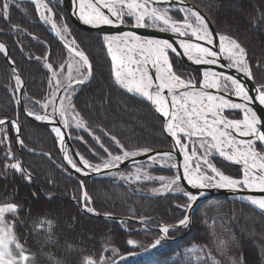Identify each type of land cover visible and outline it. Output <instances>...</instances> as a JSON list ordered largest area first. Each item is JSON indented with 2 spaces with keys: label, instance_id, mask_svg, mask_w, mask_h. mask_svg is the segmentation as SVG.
<instances>
[{
  "label": "trees",
  "instance_id": "16d2710c",
  "mask_svg": "<svg viewBox=\"0 0 264 264\" xmlns=\"http://www.w3.org/2000/svg\"><path fill=\"white\" fill-rule=\"evenodd\" d=\"M186 1L203 11L218 33L236 39L246 49L256 84H264V0ZM8 2L7 20L0 15V41L9 47L10 58L15 60L16 69L26 82V109L42 113L40 105L47 102L51 91L50 73L34 57L43 60V55L51 52L48 62L59 72L58 66L66 64L68 52L39 18L33 4ZM54 4L56 21L68 27L71 38L89 55L94 67V78L73 98L79 116L96 135L102 136L113 155L122 153L100 129L137 151L171 149L168 136L161 133V117L147 102L115 83L102 36L75 26L63 5L56 1ZM172 15L184 20L178 11ZM14 26L19 30L13 31ZM170 58L174 71L177 67L183 71L182 78L192 79L196 84L201 82L200 70L174 55ZM11 73L8 60L0 52V119L18 120L25 144L21 148L15 142L12 128L5 126L10 142L0 145V206L8 203L18 206L17 212L5 213L4 218L29 256L27 264H110L121 256L145 250L161 237L158 228L178 224L186 216L191 202L183 195L159 196L160 193L151 192L162 183L160 177L173 180L176 176L171 167L157 165L150 168L152 179L128 186L114 178L82 179L92 197L89 206L97 213L131 221L118 223L83 211L79 199L81 180L73 177L65 165L50 126L32 121L16 102L18 92L13 91L15 81ZM64 77L65 69L60 78ZM227 115L234 119L241 117L239 112ZM70 133L84 138L86 143L73 139V144L92 164H100L99 157L107 158L87 132L71 127ZM9 151L17 159H6L5 153ZM16 162L31 172V183L11 168H5L6 164ZM212 163L226 175L234 178L241 175L240 167L218 156ZM192 223L191 232L183 238L180 237L186 230H170L169 238L180 239L163 241L144 256L127 257L116 264H264L263 211L228 197H211L199 203ZM129 239L138 246L128 245Z\"/></svg>",
  "mask_w": 264,
  "mask_h": 264
},
{
  "label": "snow or ice",
  "instance_id": "6c2138e0",
  "mask_svg": "<svg viewBox=\"0 0 264 264\" xmlns=\"http://www.w3.org/2000/svg\"><path fill=\"white\" fill-rule=\"evenodd\" d=\"M36 5L39 18L45 23H51L52 31L56 37L63 42V47L71 56V61L67 64V75L62 80L61 73L65 69V64H59L60 72L55 70L54 64L48 62L52 53L47 52L42 57H34L37 62L43 64V68L49 73L48 86L51 89L46 103L40 105L43 110L41 113H36L30 110L25 111L27 117H31L37 122L44 123L50 126V132L54 135L57 145L63 153L62 159L66 161V165L75 173L84 176L92 173L108 174L113 168H118L123 161L129 158H135L139 155H144L149 159H171L173 151L157 152L154 156H150L154 150L144 148L137 151L130 146L121 143L115 135H111L104 129H100L103 136L117 146L122 155H113L103 143L101 135H96L90 125H87L83 118L74 119V124L67 118L69 111L74 112L79 117L76 107L73 104V98L76 92L85 86L92 78H94V67L89 55L79 48L75 39L68 38V29L64 27L60 29L57 24L52 21L53 10L47 3H42V0H32ZM50 2V0H49ZM58 2V0H57ZM147 2V0H146ZM120 9L118 10L113 4L105 3L110 16L105 15L98 8L94 9V14H83L84 5L81 0V16L85 24L89 25H113L123 24V17L134 16L136 27L156 26L162 21L164 27L161 31H171L181 37L179 42L180 48L183 49L182 55L187 56L189 60L195 57L196 64L215 65L218 63V58L221 53H227L226 59L229 63L228 68H235L242 72L247 77H251V67L249 64L248 54L246 49L236 40L225 35H218L210 28L209 23L201 13L194 7H177L182 4L183 0H151L153 4H170L171 7L152 8L149 11L145 4L137 3V0H130L127 3V13L123 11L125 0H119ZM2 8L0 15L6 20L8 18V9L10 4L8 0H0ZM91 7V5H90ZM43 8V11H41ZM175 8L176 11L184 14V22L174 20L168 16V12ZM145 17L151 20V24L144 23ZM194 19L195 23L192 21ZM15 26L13 31H18ZM192 37L203 43L189 42ZM104 44L107 47V52L111 58V76L114 81L127 93L134 94L137 97H142L143 100L149 102L156 113L165 118L162 120L161 133H166L172 138V143L176 146L175 150L183 152V173L178 174L171 184L165 186V191L169 190L172 184H175V191L183 194L190 202H197L200 196L203 195L202 190L209 187L233 189V190H253L264 193V123L262 117L257 115V112L249 107V104L255 99L259 104L264 105V84L256 90L257 95L252 97L248 94V90L240 80L231 75H224L214 71H205L203 73V89H221L233 93L235 96L243 100L242 103H236L222 96L213 95L206 90H197L192 79L184 80L181 78L184 75L183 71L177 67L173 71L174 61L169 60L168 52L177 53V47L174 43L168 40L146 39L136 35L134 32H125L118 35H104L102 37ZM219 40V50H213L212 45L215 40ZM130 42H132L130 44ZM227 42V46L225 44ZM115 45V48L113 47ZM123 45L124 47H121ZM0 52L8 59L9 66L12 69V77L15 81L14 92L22 91L24 82L21 75L15 67V60L8 55V48L5 43L0 42ZM139 58H136V56ZM135 65V68L131 67ZM149 65L154 70L153 74L149 73ZM73 72L76 75H73ZM177 72L180 74L178 75ZM67 81L65 83L64 81ZM165 90L167 95H165ZM19 103V101H16ZM199 105V106H198ZM51 109V111H49ZM224 110H242L243 119H229L223 115ZM57 117H59V125H57ZM5 126H10L15 133V142L21 148L25 147L22 136V125L18 120H9L7 118L0 119V145H7L10 138L7 135ZM74 127L77 130L87 132L97 145L104 151L107 158L99 157L100 164H91L79 152L75 153L78 160L74 158L73 153L69 151L66 143L67 139H79L86 143L82 136H71L66 129ZM180 134H183L181 136ZM237 136L246 139H237ZM193 138L199 142V147L204 150L202 157H197L193 167V157L196 156V149L193 148L192 154L189 155L187 149L189 142ZM187 141V142H186ZM256 145H259L257 150ZM213 153L225 161L241 165V175L239 178H234L226 175L223 171L212 163L215 159ZM49 155L50 154H43ZM6 159H17L10 151L5 153ZM62 167H64L62 165ZM172 168L177 165L172 164ZM5 168H11L19 173L27 182H32L31 172L27 171L20 162L6 164ZM67 172L68 169L65 168ZM146 180L152 179L145 174ZM121 179L127 177L121 176ZM136 179H140L137 175ZM163 179V178H161ZM183 179L188 185H191L197 190L194 194L186 191L180 186V181ZM80 184V201L86 212L99 215L95 208L89 206L92 204V197L88 194L83 181H78ZM154 191H160L156 189ZM248 201L257 206L260 210H264V195L260 197L248 196ZM179 207V206H178ZM18 211V206L12 203L0 206V221L3 220L5 213H15ZM179 226L189 224V216H185L179 220ZM160 231L164 234L170 231L169 227H163ZM131 246H138L134 240L126 242ZM162 239H157L152 248L161 245ZM19 250L14 254V249ZM142 247V246H141ZM112 251H115L113 249ZM146 251H151L147 249ZM29 256L25 254L22 245L16 241L11 230L5 231L0 228V264H22L28 262ZM91 264V262H89Z\"/></svg>",
  "mask_w": 264,
  "mask_h": 264
},
{
  "label": "water",
  "instance_id": "95a60500",
  "mask_svg": "<svg viewBox=\"0 0 264 264\" xmlns=\"http://www.w3.org/2000/svg\"><path fill=\"white\" fill-rule=\"evenodd\" d=\"M13 1L31 3L34 6H36L32 2V0H13ZM147 1L149 3H151V0H147ZM59 2L67 10V13L69 15V18L71 19V21L73 22V24L75 26H77V27H79V28H81L83 30H86V31H90V32L97 33V34L101 35L102 37L104 35H106V34L107 35H118V34L125 33V32H134L136 35H138V36H140L142 38H146V39H156V40H168L169 42L174 43V46L177 47V50H178L177 53L174 54L171 51H169L168 54H172V55L178 57L184 63H186V64H188L190 66H193V67H195V68H197L198 70L201 71L202 80H201L200 84H195L194 83L196 85L197 90H206V91L211 92L213 95L222 96L225 99L233 100V101L240 102V103L243 102V100L241 98L235 96L233 93H229V92H226V91L222 90V88L219 89V90H217V89H203V79H204L203 73L205 71H214V72H217V73H223L224 75H231V76L235 77L236 79L240 80V82L242 84H244V86L248 90V94L250 96L255 97L257 95V91L256 90L260 86H258L256 84V82L254 80V76H253L252 70H251L252 76L251 77H247V76H245V74H243L242 72L237 71L235 68H228V67H226V65L229 63V61L224 57L223 53L220 54V56L218 58V63L215 64V65L196 64L195 63V57H194L193 60H189L187 58V56L182 55L183 49L180 48L179 42H180L181 39H186L187 40L188 39L187 37H181L178 34L172 33L171 31H161V30H157V29H153V28H149V27H136L135 24L129 25V24L125 23V22L123 24L117 23V24H113V25H96V26L89 25V24H85L83 22V20L80 18V16H81L82 13H81V3H80L79 0H59ZM89 2L92 4L93 7L98 8L105 15H109L110 16V13H109L108 8H106L99 0H89ZM151 4H153V3H151ZM153 5L160 6V7H171L170 4H153ZM184 6L194 7L195 9H197L201 13V15L205 17V19L209 23L210 28H212L216 34L220 35L217 32V30H216L214 24L212 23V21L208 18V16L203 11H201L198 7H196L195 5L189 3L186 0H183V3L182 4H178L177 5V7H184ZM83 14L87 15L85 9H83ZM110 18L114 19L111 16H110ZM160 23H162V21ZM181 23H183V22H181ZM48 28L51 30V32L53 33V35L56 37L55 33L52 31V28L51 27H48ZM56 39L63 45V42H61L58 37H56ZM0 42H2V41H0ZM189 42H191V43H203L204 46H207L205 42L198 41L195 37H192ZM131 43L132 42H130V44ZM218 46H219V40L216 39L215 42H214V44L212 45L213 50L218 51L219 50V47ZM7 48H8V55L10 57V49H9L8 46H7ZM136 57L139 58L138 54H137ZM149 73L150 74H153V76H154V70L151 68L150 65H149ZM22 80L24 82V87H23L22 91L18 92V101H19L18 105L20 106V108L22 109V111L25 113V111L27 110L26 109V106H25V102H24V93H25V89H26V82H25V80H24L23 77H22ZM132 95H134V94H132ZM165 95H167V91L166 90H165ZM137 98L143 100L142 97H137ZM143 101H145V100H143ZM145 102H147V101H145ZM147 103L149 104V102H147ZM249 107H252L253 110L257 112V115L262 117V123H264V105L259 104L258 100H255L254 99L249 104ZM152 109L154 111V108L153 107H152ZM226 112H239L242 115V119H243V112H242V110H234V111L224 110L223 115H226L225 114ZM157 114L160 116L159 113H157ZM160 117H161L162 120L165 119L162 116H160ZM29 118L32 121L36 122V123H41V122L35 121L31 117H29ZM56 119H57V125L56 126H60L59 123H58V121H59L60 118L57 117ZM229 119H231V118H229ZM41 124H44V123H41ZM262 130H264V129H262ZM65 131H67L69 133V135H71L70 128L69 129H66ZM168 138H169V140H170V142L172 144L171 149H167V150H154V152H151L149 155L150 156H154L155 153H157V152H161L162 153V152L173 151V153H174L173 154V157L177 161V164H176L177 167H176V169L178 170V174H181L182 175V173H183V167H182V163H183V152L176 151L175 150L176 146L172 143V138L170 136H168ZM237 139H246V138L237 136ZM66 143H67V145L69 147V151L72 152L74 158L78 160V157L75 156V153L78 152V151L75 149V146L73 144V139H67L66 140ZM257 146H259V145H256V147ZM58 147H59V150H60V146H58ZM257 150H258V148H257ZM187 151H188L189 154H191L188 149H187ZM60 153L63 156V153H62L61 150H60ZM217 156H218V154H217ZM193 159H194V157H193ZM64 162H65V165H66V161H64ZM150 162H156V160L149 159L148 157H145L144 155L141 154V155H139V156H137L135 158H129L128 160L123 161L122 164L118 168H113L111 170V172L108 173V174H104V173H101V174L92 173V174L87 175V176H84L82 174L75 173L73 170L70 169V166H67V165L66 166L69 169V171H70V173H71V175L73 177L78 178L79 180L82 181V179H88V178H92V179H94V178H105V177H107V176H109L111 174H114V173L119 172L121 170H125L127 168L132 167V166H135V165H138V164H143V163H150ZM231 164L242 168L241 165H236L234 163H231ZM180 185L186 191L192 192L194 194L197 192V190L195 188H193L191 185H188L187 182L184 181L183 179H181ZM172 188H173V184H172L171 188L167 192L162 193V194H159V196H164V195H168V194H181L179 192L172 191ZM202 192H203V195L200 196L199 200L197 202H191L190 205H189V207H188L187 214H186L187 216H189V224L188 225H185V226H179V224H175V225H171V226L162 225L158 229L160 230L163 227H169L170 230H180V229L187 230L186 234L180 237V238H183L188 233H190V231L192 229V216H193V213H194L195 209L197 208V206L199 205V203H201L203 200H205L207 198H211V197H228V198H231V199H234V200H239V201H242V202H246V203L250 204L251 206H253L254 208L260 210L257 206L252 205L248 201L247 197L248 196H254V197H257L258 198L261 195H264V193H261L259 191H253V190H246V189L233 190V189H224V188H216V187H209L207 189L202 190ZM181 195H183V194H181ZM80 207H81V209L83 211H85L82 203L80 204ZM260 211H263L264 212V210H260ZM86 213L89 214V215H92V216H96V217L103 218V219H106V220H112V221H115V222H118V223H123V222H126V221H131V219L116 217V216H113V215H106V214H101V213H99V215H94V214H91V213H88V212H86ZM180 238L171 239V238L168 237V233H166V234L162 233L161 237L158 238V239H162V242H163V241H177ZM154 242L152 243V245L154 244ZM152 245L149 246L148 248H146L145 250L141 251V252L130 253V254H126L124 256H121L118 259H116L115 261L111 262L110 264H116L119 261H121V260H123V259H125L127 257H133V256L134 257H140V256H144V255L150 253L152 250H154L155 248L158 247L157 246V247H155L153 249L152 248ZM147 249H151V251H146Z\"/></svg>",
  "mask_w": 264,
  "mask_h": 264
},
{
  "label": "rangeland",
  "instance_id": "374dc122",
  "mask_svg": "<svg viewBox=\"0 0 264 264\" xmlns=\"http://www.w3.org/2000/svg\"><path fill=\"white\" fill-rule=\"evenodd\" d=\"M147 4V6L149 5V3H146ZM157 6H155V8H156ZM157 8H160V9H162V7H157ZM236 8V7H235ZM123 11L125 12V13H127V8L126 7H124L123 8ZM168 16H171L174 20H176V21H180V20H177V19H175V17L172 15V12H168ZM183 16H184V14H183ZM126 17V16H125ZM125 17H123V19H125ZM132 18H133V24H136V20H135V18H134V16H132ZM209 18V17H208ZM210 19V18H209ZM128 21V20H127ZM182 22H184V20H182ZM190 22H192L193 24L195 23V21H194V19L192 20V21H190ZM145 23L146 24H151V20L148 18V17H146L145 18ZM57 24V23H56ZM215 26V25H214ZM57 27L58 28H60V29H63L64 27H66L64 24H57ZM150 27H154V26H150ZM156 27H164L163 25H161V24H159V25H156ZM68 29V28H67ZM218 32V31H217ZM220 34V33H219ZM68 38H70V32H69V30H68ZM221 35V34H220ZM70 62H72L71 61V59L69 60ZM65 73H66V70H65ZM253 73V72H252ZM73 75H76V73L75 72H73ZM182 78V77H181ZM182 79H184V78H182ZM184 80H186V79H184ZM187 81V80H186ZM225 91V90H224ZM49 111H51V109H49ZM67 118L69 119V121L70 122H72L73 124H74V119H76V118H81L80 116L79 117H77V114L76 113H74V112H71V111H69L68 113H67ZM187 142V141H186ZM193 148H195L196 149V156H194V159H193V162H195V160H196V158L197 157H202L203 156V152H204V150L203 149H201L200 147H199V142L196 140V138H193L192 139V141L191 142H189V147H188V150H189V152L192 154V151H193ZM213 155L214 156H217V154H215V153H213ZM91 163V162H90ZM160 163L161 164H164V163H166L167 164V166H170L171 167V165L172 164H177V162H176V159L174 158V159H164V160H162L161 159V161H160ZM149 167H151V166H149ZM176 171H177V174H178V170L176 169V168H174ZM149 171H150V168H148V165H145V166H137V167H135L133 170H130V171H128V172H125V173H117V174H114V179L115 180H117L118 182H121V183H123L124 185H132V184H136V183H138V181H145L146 179L144 178V176H145V174H147L148 176H150V174H149ZM137 175H139V177H140V179H136V177H137ZM121 176H124V177H127V179H121ZM161 178H163V179H161ZM160 180H161V184H160V186L159 187H157V188H155V189H153V190H151V192L152 193H164V192H167V191H165V186L166 185H169V184H171V182L173 181L172 179H168V178H166V177H164V176H162V177H160L159 178ZM174 185L175 184H173V187H174ZM181 186V185H180ZM182 187V186H181ZM156 189H160V191H154V190H156ZM192 220H193V216H192ZM192 226H193V223H192ZM0 228H4L5 229V231H8L9 229L11 230V234L12 235H14L13 234V231H12V229H11V227H10V225L6 222V220H5V218L3 217V220L2 221H0ZM186 232H187V230H186ZM191 232V231H190ZM186 234V233H185ZM184 234V235H185ZM189 234V233H188ZM187 234V235H188ZM13 247V249H14V245L12 246ZM19 252V250H15L14 249V254H17ZM25 254L27 255V253L25 252ZM22 264H27V262H22Z\"/></svg>",
  "mask_w": 264,
  "mask_h": 264
},
{
  "label": "bare ground",
  "instance_id": "6f19581e",
  "mask_svg": "<svg viewBox=\"0 0 264 264\" xmlns=\"http://www.w3.org/2000/svg\"><path fill=\"white\" fill-rule=\"evenodd\" d=\"M81 3V0H79ZM103 5H105V3H109V4H113V6L115 8H117L118 10L120 9V3L119 0H99ZM130 2V0H125V4L124 7H126L127 3ZM148 2V1H147ZM146 0H137V3H141V4H145L146 7ZM82 3L84 5V9L86 11L87 14H94V9L95 7L92 6V4L89 2V0H82ZM91 5V7H90ZM127 8V7H126ZM147 8V7H146ZM148 9V8H147ZM226 46H227V42H225ZM113 47L115 48V45H113ZM121 47H124L123 45H121ZM224 57L226 58L227 53H223ZM137 58V57H136ZM131 67L135 68V65H131ZM233 101V100H231ZM236 102V101H233ZM236 103H240V102H236ZM181 135V134H180ZM191 155V154H189ZM193 167H194V162H193Z\"/></svg>",
  "mask_w": 264,
  "mask_h": 264
},
{
  "label": "built area",
  "instance_id": "2783aa9c",
  "mask_svg": "<svg viewBox=\"0 0 264 264\" xmlns=\"http://www.w3.org/2000/svg\"><path fill=\"white\" fill-rule=\"evenodd\" d=\"M42 11H43V8H42ZM51 16H52V21L51 22H53L54 20H53V14H50Z\"/></svg>",
  "mask_w": 264,
  "mask_h": 264
}]
</instances>
